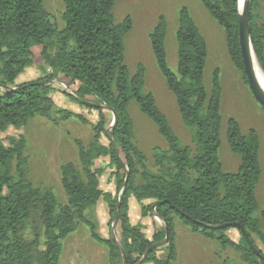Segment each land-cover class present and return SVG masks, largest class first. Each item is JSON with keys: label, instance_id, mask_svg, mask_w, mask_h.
I'll use <instances>...</instances> for the list:
<instances>
[{"label": "trees", "instance_id": "16d2710c", "mask_svg": "<svg viewBox=\"0 0 264 264\" xmlns=\"http://www.w3.org/2000/svg\"><path fill=\"white\" fill-rule=\"evenodd\" d=\"M118 0H61L64 7L63 29L57 31L49 22L43 0H0V133L9 127L20 129L34 117L56 123L76 120L89 122L82 115L57 108L48 83L57 80L69 91L65 96L97 113L92 139L87 147L75 141L80 171L73 162L59 169L60 185L66 197L58 205L49 189H36L26 179L23 139L0 141V264H58L61 241L72 234L77 223L85 225L90 237L108 252L109 264H122L121 253L112 238L98 234L97 220L87 213L101 199L110 212L117 206L115 231L127 264H139L143 254L168 234V243L149 252L142 264H175L177 259L173 216L195 235L216 241L221 251L232 249L244 264H264L248 246L242 233L236 243L226 232L239 225L253 246L264 257V208L259 212L255 188L261 170L258 153L260 141L253 129L243 134L238 122L226 123V142L230 152L239 157L235 173L223 171L219 160L222 126V87L220 72L211 75L210 90L204 85L208 48L189 10L177 11L176 73L167 63L166 20L159 16L148 33V42L156 68L172 94L185 129L190 131L193 147L184 145L173 133L166 116L158 109L154 96L144 90L145 67L138 64L131 74L125 64L124 37L132 29L130 17L120 24L113 18ZM213 21L223 30L226 51L247 87L238 37V0H198ZM259 0H250V42L256 62L264 74V22L255 24ZM33 64L44 65L50 73L36 82L15 85V80ZM42 83V85H40ZM135 104L155 127L166 145L154 149L153 164L134 143L133 123L128 108ZM81 106V105H80ZM104 106V107H103ZM117 115L109 144L106 118ZM264 112V109L260 107ZM118 156L124 168L121 167ZM109 157L116 168L117 196L99 187L103 172L92 170L93 162ZM126 170L129 173L123 188ZM135 176L140 180L135 185ZM140 204L141 217L155 214L162 226L155 225L151 239L141 224L132 225L128 210L131 198ZM149 201L150 204L142 203ZM259 212V219L255 217ZM112 224V220L110 222ZM236 229V228H235ZM254 238L258 241L256 244ZM166 256L155 259L156 252ZM224 264H230L224 260Z\"/></svg>", "mask_w": 264, "mask_h": 264}, {"label": "rangeland", "instance_id": "374dc122", "mask_svg": "<svg viewBox=\"0 0 264 264\" xmlns=\"http://www.w3.org/2000/svg\"><path fill=\"white\" fill-rule=\"evenodd\" d=\"M45 11L48 13L49 22L57 31L63 29L62 15L64 7L61 0H43ZM180 7H186L199 31L204 36L208 58L204 71V85L210 90L211 75L214 70L220 72L222 87L219 160L223 171L235 173L240 164L239 157L233 155L226 142V123L229 118L235 119L243 134L253 129L257 132L260 141L258 153L260 165V178L255 188V197L260 212L264 208V112L260 109L252 97L248 87L242 82L241 74L232 65L227 51L223 30L213 21L200 5L198 0H118L113 9V18L116 24H120L126 17L132 21L131 31L124 37L125 64L131 74L138 64L145 67V87L147 93H151L156 101L158 109L166 116L173 133L184 145L193 147L190 131L185 129L175 104L174 97L167 90L165 82L159 74L148 42V33L151 31L159 16L166 20V53L167 63L170 70L176 73V40L177 11ZM255 24L264 22V0H259L254 11ZM264 46V45H263ZM264 58V49L262 50ZM257 63V62H256ZM258 65V64H257ZM259 67V66H258ZM260 69V68H259ZM260 72L264 76L260 69ZM50 71L42 64H33L15 80V85L36 82L44 79ZM53 88L50 96L57 108L78 113L85 117L89 125H82L76 120L60 121L56 115L52 117L57 121L41 117H34L20 128L9 127L0 133V141L9 146L11 139L25 141L23 155L25 158V173L27 181L36 189L51 190L58 205L66 204V197L60 185L59 169L66 162H73L80 171L77 161V148L75 141L79 140L85 147L92 139V126L97 121V113L89 111L82 105L71 102L64 92L69 93L59 81L53 80L48 83ZM129 116L133 123L134 143L146 156L148 167L153 164L154 149L165 150L166 145L158 135L156 127L143 116L135 104L128 108ZM112 114H106L111 120ZM100 143L104 146L109 144V136L103 135ZM92 170L100 169L103 174L99 178V187L104 193L120 197L116 192V168L111 164L109 157H101L93 162ZM135 185L140 183L135 176ZM150 204L149 201L142 203ZM259 212L255 217L259 219ZM87 213L93 215L98 223V234L101 238H112V232L116 239L118 234L115 226L111 227L109 209L103 200ZM129 221L132 225L141 224L143 233L147 239H151L156 224L152 212L145 218L141 217L140 204L132 197L128 210ZM175 244L177 259L175 264H224L228 260L230 264H244L240 255L232 249L221 251L218 243L202 236L192 234L179 220L173 216ZM226 235L233 241L238 242L241 238L237 229L230 228ZM256 244L258 241L254 238ZM62 253L58 264H109L107 250L93 241L88 228L77 223L76 230L61 241ZM166 256L164 250L154 254L155 259H163ZM145 261V260H144ZM152 264V263H147Z\"/></svg>", "mask_w": 264, "mask_h": 264}, {"label": "water", "instance_id": "95a60500", "mask_svg": "<svg viewBox=\"0 0 264 264\" xmlns=\"http://www.w3.org/2000/svg\"><path fill=\"white\" fill-rule=\"evenodd\" d=\"M249 19H250V0H244L243 10H242L241 13L239 11V16H238V37H239V47H240V52H241V57H242V62H243V70H244V75H245V78H246V81H247V87H248L251 95L253 96V98L255 99L257 104L261 108L264 109V91L260 88V86L257 83L256 76H255V73H254V70H253V66H252V54H253V51H252V46H251V42H250ZM40 85H42V83H40ZM64 93H67V92H64ZM78 102L82 106L96 107V108H100L101 107L99 105H93L91 103L84 102V101H78ZM109 111L112 114V122L109 125L108 136L111 138L112 131L115 128V125L117 123V115H116V113L113 110L109 109ZM116 155L118 157V160H119V163H120L121 167L124 168V165H123L122 161L120 160V158L118 156V151L117 150H116ZM128 176H129V173L126 170V176H125V179H124L123 188L126 187ZM117 201H119V197L117 198ZM155 208H156V205H154L152 207V211H151L152 212V216H153V218L156 221L161 222L159 217L154 212ZM116 217H117V206L115 207V209H114V211L112 213V217H111V220H112L111 227H112V229L114 228V225L116 223ZM233 227L236 228L237 230H239L242 233L245 241L247 242L248 246L253 251V253L264 261V257L262 255H260L258 250L253 246L252 242L249 240V238L247 237L246 233L241 229V227L239 225H234ZM112 239L114 240L115 245L117 246L118 250L121 253L122 264H127L125 253H124L122 247L119 245V243H118L117 239L115 238L113 232H112ZM167 243H168V234H167V232L165 230V238H164V240L161 241V242L153 244L143 254L142 258L139 261V264H142L144 262V260L146 259L147 255L149 254V252L153 251L154 249L161 248V247L165 246Z\"/></svg>", "mask_w": 264, "mask_h": 264}, {"label": "bare ground", "instance_id": "6f19581e", "mask_svg": "<svg viewBox=\"0 0 264 264\" xmlns=\"http://www.w3.org/2000/svg\"><path fill=\"white\" fill-rule=\"evenodd\" d=\"M243 5H244V0H238V6H239L238 10L240 11V13L243 10ZM252 66L256 76L257 83L260 86V88L264 91V76L260 72V69L256 63V59L253 54H252Z\"/></svg>", "mask_w": 264, "mask_h": 264}, {"label": "crops", "instance_id": "0c3cea01", "mask_svg": "<svg viewBox=\"0 0 264 264\" xmlns=\"http://www.w3.org/2000/svg\"><path fill=\"white\" fill-rule=\"evenodd\" d=\"M253 97V96H252Z\"/></svg>", "mask_w": 264, "mask_h": 264}]
</instances>
